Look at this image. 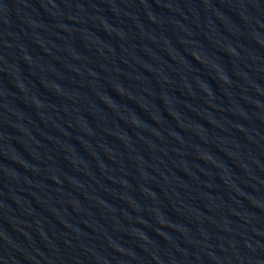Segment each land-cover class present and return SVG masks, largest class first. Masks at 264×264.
Here are the masks:
<instances>
[{
    "label": "water",
    "instance_id": "95a60500",
    "mask_svg": "<svg viewBox=\"0 0 264 264\" xmlns=\"http://www.w3.org/2000/svg\"><path fill=\"white\" fill-rule=\"evenodd\" d=\"M0 264H264V0H0Z\"/></svg>",
    "mask_w": 264,
    "mask_h": 264
}]
</instances>
